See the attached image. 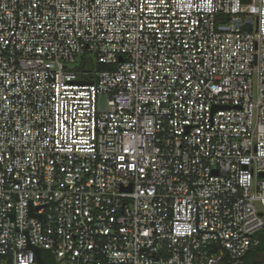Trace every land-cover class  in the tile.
<instances>
[{
  "label": "built area",
  "instance_id": "1",
  "mask_svg": "<svg viewBox=\"0 0 264 264\" xmlns=\"http://www.w3.org/2000/svg\"><path fill=\"white\" fill-rule=\"evenodd\" d=\"M263 230L264 0H0V264H249Z\"/></svg>",
  "mask_w": 264,
  "mask_h": 264
},
{
  "label": "water",
  "instance_id": "2",
  "mask_svg": "<svg viewBox=\"0 0 264 264\" xmlns=\"http://www.w3.org/2000/svg\"><path fill=\"white\" fill-rule=\"evenodd\" d=\"M122 59V58H121ZM34 248V250H35V252H36V257H37V262H38V264H47L46 262H45V260H44V257H43V250L41 249V248H36V247H33ZM251 250H257V251H262L261 252V255L262 256H264V243L263 244H261V245H259L258 247H254V248H251L250 249V251ZM249 252V251H248ZM247 252V253H248ZM247 253H245L244 255H243V257H241V258H239V260L241 261L244 257H245V255L247 254Z\"/></svg>",
  "mask_w": 264,
  "mask_h": 264
},
{
  "label": "trees",
  "instance_id": "3",
  "mask_svg": "<svg viewBox=\"0 0 264 264\" xmlns=\"http://www.w3.org/2000/svg\"><path fill=\"white\" fill-rule=\"evenodd\" d=\"M98 66H99V69H100V70H104V69H107V68H108V66L105 65V64H100V65H98ZM259 238L261 239L262 242L264 241V230L259 234ZM258 254H259V253L256 252V253H254L253 255H251L248 259H250V258H252V257H254V256L258 255ZM47 255H48V253H47L46 251H44V252H43V256H44V258H45L46 263H47V264H54L51 260H48V259H47ZM248 259H247V260H248Z\"/></svg>",
  "mask_w": 264,
  "mask_h": 264
},
{
  "label": "flooded vegetation",
  "instance_id": "4",
  "mask_svg": "<svg viewBox=\"0 0 264 264\" xmlns=\"http://www.w3.org/2000/svg\"><path fill=\"white\" fill-rule=\"evenodd\" d=\"M263 243H264V241H263ZM256 252H259V251H257V250H251V251H249V252L245 255L244 259L247 260L251 255H253V254L256 253Z\"/></svg>",
  "mask_w": 264,
  "mask_h": 264
},
{
  "label": "rangeland",
  "instance_id": "5",
  "mask_svg": "<svg viewBox=\"0 0 264 264\" xmlns=\"http://www.w3.org/2000/svg\"><path fill=\"white\" fill-rule=\"evenodd\" d=\"M248 261H249V264H258L257 261H255V260H253V259H251V258H250Z\"/></svg>",
  "mask_w": 264,
  "mask_h": 264
}]
</instances>
